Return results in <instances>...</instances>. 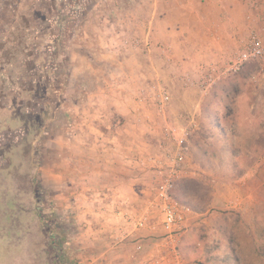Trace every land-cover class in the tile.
I'll return each instance as SVG.
<instances>
[{
	"label": "rangeland",
	"instance_id": "1",
	"mask_svg": "<svg viewBox=\"0 0 264 264\" xmlns=\"http://www.w3.org/2000/svg\"><path fill=\"white\" fill-rule=\"evenodd\" d=\"M152 8L148 0H0V264H77L72 213L56 205V185V193L45 189V167L57 165V137L79 119L73 93L90 90L107 68L99 59L172 53L154 34ZM248 33L213 64L181 57L178 70L161 67L155 80L147 68L133 87L140 133L129 139L149 143L146 152L158 159L177 146L167 128L183 139L175 194L196 210L171 235L184 234L179 249L193 264H264V56L229 70ZM25 175L33 196H24Z\"/></svg>",
	"mask_w": 264,
	"mask_h": 264
},
{
	"label": "crops",
	"instance_id": "2",
	"mask_svg": "<svg viewBox=\"0 0 264 264\" xmlns=\"http://www.w3.org/2000/svg\"><path fill=\"white\" fill-rule=\"evenodd\" d=\"M148 1L153 5L154 34L164 35L172 53L162 59L141 55L137 61L118 59L112 53L99 59L98 65L107 68L90 80V90L81 86L73 93L72 108L79 119L68 132L61 130L53 142L57 165L48 164L43 173L45 189L55 192L57 187L56 205L72 213L71 259L77 264H193L179 249L184 234L160 231H164L160 214L152 206L154 173L145 150L149 143L129 139L140 133L132 122L139 92L133 87L146 78L147 68L157 80L164 76L159 73L161 67L176 71L182 58L204 62L209 56L213 64L214 59L229 54L243 33L264 32V0ZM104 44L102 48L110 52ZM135 66L141 71L138 75L130 72ZM113 118L120 124H114ZM124 131L129 136L122 138ZM136 149L137 155L130 152ZM51 154L45 149V160L51 161ZM4 173L0 170V177ZM25 177L24 196H33L34 182ZM145 215L146 226L137 228L135 222Z\"/></svg>",
	"mask_w": 264,
	"mask_h": 264
},
{
	"label": "built area",
	"instance_id": "3",
	"mask_svg": "<svg viewBox=\"0 0 264 264\" xmlns=\"http://www.w3.org/2000/svg\"><path fill=\"white\" fill-rule=\"evenodd\" d=\"M264 56V39L259 34L250 30L247 38L240 51L232 60L229 70L236 72L240 67L250 61H256ZM165 134L177 142V146L170 158H155L149 157L148 162L154 173V197L152 206L157 209L160 214L161 226L168 232L169 235L184 222V217L190 213V209L178 204L171 196L170 192L176 182L182 177L185 172V153L183 147V139H177L170 128L166 129ZM162 155V154H161ZM148 219L147 216H142L135 222L137 228H144Z\"/></svg>",
	"mask_w": 264,
	"mask_h": 264
},
{
	"label": "trees",
	"instance_id": "4",
	"mask_svg": "<svg viewBox=\"0 0 264 264\" xmlns=\"http://www.w3.org/2000/svg\"><path fill=\"white\" fill-rule=\"evenodd\" d=\"M215 113V112H214ZM178 184V183H177ZM177 184L173 187V189L171 190V192H170V194H171V196H172V198L177 202V203H179V204H181V203H183L177 196H176V194H175V188H176V186H177ZM184 204V203H183ZM183 204H181V205H183ZM185 205V207L187 206V208H189V209H191L192 211H194L195 212V207L192 205V207H191V205L190 204H188V203H185L184 204ZM183 205V206H184ZM198 210V209H197ZM184 239V238H183ZM185 241V240H184ZM183 241V242H184ZM205 262V263H204ZM203 262V264H207V261H204Z\"/></svg>",
	"mask_w": 264,
	"mask_h": 264
}]
</instances>
